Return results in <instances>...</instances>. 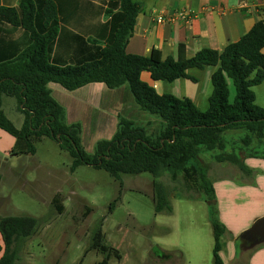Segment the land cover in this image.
<instances>
[{
	"label": "trees",
	"instance_id": "trees-1",
	"mask_svg": "<svg viewBox=\"0 0 264 264\" xmlns=\"http://www.w3.org/2000/svg\"><path fill=\"white\" fill-rule=\"evenodd\" d=\"M123 15L106 45L92 61L78 65L58 66L50 62V51L57 35V12L51 0H19L16 7L0 6V19L22 27L30 34L29 45L14 58L0 62V129L14 138L10 156L34 154L36 144L49 138L71 158L70 171L88 165L103 169L119 182V191L109 204L113 211L121 197V174L148 172L153 177L152 200L155 213L172 212L171 194L177 186H166L161 178L167 175L188 199L204 196L212 226L214 264H223L219 251L223 246L226 227L220 221L217 200L207 167L199 158L201 150L219 151L216 162L227 161L247 172L243 160L261 156L264 152H226L223 137L227 130H244L242 140L247 146L264 143V107L255 103L252 87L264 81V21L258 20L238 41L221 51L208 47L199 49L190 58H163L152 49L148 56L128 54L125 46L133 33L139 5L132 0H117ZM112 6V3H111ZM182 51V47H181ZM213 66L208 108L201 111L189 98L158 94L154 87L141 79L149 72L153 81L173 82L179 78L195 82L187 74L190 68ZM230 79L235 95L229 101L226 79ZM58 83L74 90L88 83L102 82L108 88L127 84L139 109L154 120L137 125L120 119L110 140L98 141L92 153L81 143L79 124L65 122L64 109L52 98L47 84ZM4 96L15 97L24 121L17 128L4 114ZM196 193V195H193ZM60 195L52 199L57 213H62ZM38 219L29 216H0V264H15V243L31 236ZM149 252L154 263L165 264L172 252L154 246Z\"/></svg>",
	"mask_w": 264,
	"mask_h": 264
},
{
	"label": "crops",
	"instance_id": "crops-1",
	"mask_svg": "<svg viewBox=\"0 0 264 264\" xmlns=\"http://www.w3.org/2000/svg\"><path fill=\"white\" fill-rule=\"evenodd\" d=\"M51 1L56 7L58 24L50 51V62L58 66L92 61L106 45L123 15L117 0ZM132 1L138 3L139 12L125 52L141 56H148L152 49L159 50L163 58L169 56L175 60L190 58L203 47L221 51L228 44L238 41L256 21H264V0ZM18 2L19 0H0V6L16 7ZM179 11H187L189 16L175 17ZM171 18L173 19L170 20ZM29 43L30 34L27 30L0 19V62L14 58ZM215 69L213 66L188 69L187 74L195 78V82L185 78L173 82L153 81L147 71L141 73V79L152 85L158 94L189 98L197 106L200 94L207 92ZM226 82L228 99L232 102L235 89L230 79L227 78ZM47 87L52 98L64 109L66 124L80 125L81 143L88 153L93 152L98 141L113 137L120 119L137 125L154 120L149 113L139 109L127 84L111 89L102 82H93L71 91L54 82L48 83ZM1 107L13 125L20 128L24 115L18 110L17 99L4 96ZM13 144L14 138L0 129V158L9 154ZM243 162L248 168L247 174L255 171L254 178L247 176L238 185L224 179L212 185L217 198L219 218L226 227L219 255L223 264H264V243L251 249L240 247V252L236 250V245L240 244L239 234L256 219L264 216V158L252 155L245 157ZM152 182L146 192L151 197ZM203 205L209 222L207 205L205 202ZM154 216L156 222L160 214L154 211ZM0 244L2 245L1 235ZM191 247L193 250L198 249L197 237L192 239ZM1 254L0 252V257ZM147 263L153 262L148 259Z\"/></svg>",
	"mask_w": 264,
	"mask_h": 264
},
{
	"label": "rangeland",
	"instance_id": "rangeland-1",
	"mask_svg": "<svg viewBox=\"0 0 264 264\" xmlns=\"http://www.w3.org/2000/svg\"><path fill=\"white\" fill-rule=\"evenodd\" d=\"M211 90L209 81L207 92L199 96L201 111L208 108ZM252 90L255 103L264 107V81ZM246 135L244 130H227L225 151L263 153L264 143H243ZM218 153L201 150L199 154L212 185L223 179L238 185L247 176L255 177V171L247 174L227 161L216 162ZM70 163L69 154L49 138L36 144L34 154L0 158V216L38 219L34 233L15 243V264H151L147 261L154 246L172 252L165 264H212L213 235L202 194L188 199L178 183L163 175L166 186L177 187L170 197L172 212L160 214L155 222L152 197L146 194L151 175H121V198L109 212L119 182L88 165L71 172ZM56 194L63 205L60 214L52 205ZM194 237L199 247L193 250ZM236 250L240 252L239 243Z\"/></svg>",
	"mask_w": 264,
	"mask_h": 264
},
{
	"label": "water",
	"instance_id": "water-1",
	"mask_svg": "<svg viewBox=\"0 0 264 264\" xmlns=\"http://www.w3.org/2000/svg\"><path fill=\"white\" fill-rule=\"evenodd\" d=\"M238 239L240 247L251 249L264 243V216L256 219L247 229L242 231Z\"/></svg>",
	"mask_w": 264,
	"mask_h": 264
},
{
	"label": "built area",
	"instance_id": "built-area-1",
	"mask_svg": "<svg viewBox=\"0 0 264 264\" xmlns=\"http://www.w3.org/2000/svg\"><path fill=\"white\" fill-rule=\"evenodd\" d=\"M187 16H189V13H187V11H179L178 13H176L175 17L178 18H186ZM173 18H171L170 20H172ZM163 21V19L161 20V22Z\"/></svg>",
	"mask_w": 264,
	"mask_h": 264
}]
</instances>
